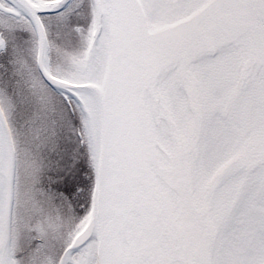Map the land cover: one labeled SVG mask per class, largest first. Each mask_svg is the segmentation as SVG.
Listing matches in <instances>:
<instances>
[{
    "label": "snow or ice",
    "instance_id": "6c2138e0",
    "mask_svg": "<svg viewBox=\"0 0 264 264\" xmlns=\"http://www.w3.org/2000/svg\"><path fill=\"white\" fill-rule=\"evenodd\" d=\"M0 264H264V0H0Z\"/></svg>",
    "mask_w": 264,
    "mask_h": 264
}]
</instances>
